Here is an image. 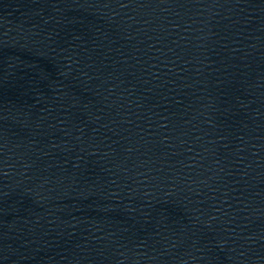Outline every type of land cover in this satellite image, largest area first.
Segmentation results:
<instances>
[{"label": "water", "instance_id": "water-1", "mask_svg": "<svg viewBox=\"0 0 264 264\" xmlns=\"http://www.w3.org/2000/svg\"><path fill=\"white\" fill-rule=\"evenodd\" d=\"M0 264H264V0H0Z\"/></svg>", "mask_w": 264, "mask_h": 264}]
</instances>
